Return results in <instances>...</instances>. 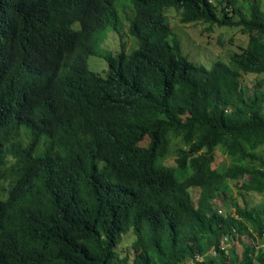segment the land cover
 <instances>
[{"label": "trees", "instance_id": "trees-1", "mask_svg": "<svg viewBox=\"0 0 264 264\" xmlns=\"http://www.w3.org/2000/svg\"><path fill=\"white\" fill-rule=\"evenodd\" d=\"M124 1L0 0V264H264V200L214 208L229 179L264 191L263 83L250 93L241 79L264 73V0H129L138 46L95 49L104 75L48 82L72 25L121 28ZM171 11L239 27L246 45L228 62H193L172 37ZM171 141L189 169L181 179L158 162ZM216 148L230 159L220 169ZM223 234L252 243L221 250Z\"/></svg>", "mask_w": 264, "mask_h": 264}, {"label": "rangeland", "instance_id": "rangeland-1", "mask_svg": "<svg viewBox=\"0 0 264 264\" xmlns=\"http://www.w3.org/2000/svg\"><path fill=\"white\" fill-rule=\"evenodd\" d=\"M264 4V2L262 3ZM262 7V6H261ZM263 8V7H262ZM169 24L173 29V32L178 36L179 42L181 44V47L185 49L186 52L190 53V58L188 55H186V52L183 51V54L187 56V58L193 62H202L205 64L206 67H209L212 63L213 57L216 55H220L223 59H227V53L231 52L233 50H237L238 46H244L246 44V37L245 35H242L240 32L241 30L239 27L232 29L227 28L224 30L223 28L217 27L213 28L210 32H208L206 29L203 28V26L200 23H182L180 22L179 15L175 12H171V15L168 16ZM109 29V28H108ZM115 41L117 47L119 46V37L116 33H114ZM99 36L101 38H104V34L100 33ZM114 36H110L109 39L113 40ZM127 38L126 35H122V40L124 41ZM129 38L134 39L135 38L131 35H129ZM127 46H131V40L126 44ZM95 48L98 50V46L96 45ZM109 50H115L116 47L111 44L108 46ZM99 51V50H98ZM95 60H98L97 56H90L87 60L88 66L90 69L96 70L95 65L98 63L95 62ZM242 81L247 83L248 90L250 93L254 92L256 89V84L258 81L263 83L262 86H260V89L264 92V73L262 74H256V73H248V74H242L241 76ZM148 139L146 138L141 143H147ZM264 146V145H263ZM262 147V146H261ZM260 147V148H261ZM264 150V147H262V150ZM214 158L211 162V167H217L220 169L221 167L225 166L229 162V157L223 153V151L220 148L214 149ZM175 158L176 154L175 151L170 150V153L165 157L164 164L169 165H175ZM241 184V180H238L237 184L235 185V181L229 179L228 185L230 187L229 194L226 193V195H220L218 197H215L214 199V208L218 212L224 213V212H231L234 209L233 202L226 206L225 204L227 201H230L228 197H231L233 201H236L240 205H255L257 203H260L264 200V191L263 192H256V191H245V189L239 187ZM193 202L197 205L198 197H200V189L199 187H193L190 189ZM228 209H227V208ZM248 236H242L241 239H237L236 237L231 242L232 248H235L237 253H240L242 251V243H252V239H249ZM134 239V234L129 231L126 234L123 235L121 238L118 250H120L121 254L123 255L124 252L127 250L128 252H132V249L130 247V243ZM258 242V244L261 246H264V239H260L257 237L255 240ZM254 242V241H253ZM255 243V242H254Z\"/></svg>", "mask_w": 264, "mask_h": 264}, {"label": "clouds", "instance_id": "clouds-1", "mask_svg": "<svg viewBox=\"0 0 264 264\" xmlns=\"http://www.w3.org/2000/svg\"><path fill=\"white\" fill-rule=\"evenodd\" d=\"M171 12H173V11H171ZM171 12H169L167 14V18H166L167 23H169L168 16L171 15ZM116 14H117V22H120V25H121V28H118V29L114 28L112 26V24H106L103 26V28H101L99 30H95L94 28L89 29L88 27L86 29H84V28L80 29V27H81L80 21H77L76 24L72 25V28L77 30L78 34H77L74 42L72 43V45L69 47V49L64 51L60 55V57H58L57 65L54 68L55 74L51 80H48V82L60 83V82H63L65 79H68V78L72 77L73 75H75L76 73H80L82 71L89 72V73H92L94 75H96L95 73H97L99 75L100 74L104 75L105 71L107 69V62L105 61V59L103 57H101V55H99L98 53H94V50L96 49L95 48L96 45L98 46V50H99V51L98 50L97 51L102 53L105 50H109L108 46L113 44V46H115L116 49L115 50H109L113 54H116L120 49H122L124 51V53L128 55L130 50H133L134 48H136L138 46V40L129 31L128 18L134 15V9H132L130 1L125 0L122 5H116ZM179 19H180V16H179ZM182 23H184V22H182ZM186 23H200L203 26V28L206 29L208 32H210L213 28H217V27L223 28L224 30H226L227 28L235 29V27H228L224 24H222V25L217 24V23L212 24L209 21H207V22L197 21V22H186ZM169 26H170V24H169ZM170 28L172 30V37H174L177 40L178 44L180 45L181 52L183 54V51H185V49H183L181 47L178 36L173 32V29L171 26H170ZM80 31H81V33H80ZM113 32L116 33L119 37L120 42H119L118 47L116 45L115 36H114ZM100 33H103L105 35L104 38H101L99 36ZM119 33H121V37L119 36ZM241 34L245 35L243 33H241ZM122 35L127 36V38L124 41L122 40ZM129 35L133 36L135 38V40L129 38ZM110 36H114V39L110 40L109 39ZM245 37H246V42H247L248 36L245 35ZM130 40H131V46H127V48H126V44H128V42ZM240 47H242V46H238L237 50H233L231 52L238 51L240 49ZM229 53L230 52L227 53V59L226 60L223 59L220 55H216L211 60L212 63L214 61H217V60L223 61V62H228L227 60H228V54ZM186 55H188L190 58H192L190 53L186 52ZM90 56H97V58H98V60H95L96 63L98 62L95 65L96 70L90 69V67L88 66L87 60ZM197 63H202V62H197ZM146 138L147 137H145L142 141H144ZM141 142L139 144L140 146H146L147 143L145 144L144 142L143 143H141ZM178 149H179V145L176 143V141L174 143L171 141L169 146H168L167 151H165L164 154H162V156L158 159V162L162 166L172 168L174 170L175 175L179 179H181V176L183 173H186L188 175L189 169H188V166H186V167L179 166L178 159H177V157H179ZM170 150L175 151V154H176V158H175L176 164L175 165H169V164L163 163L165 157L170 153ZM214 153H215V151H214ZM5 184H7V183H5ZM193 187H199V186H195V185L194 186H188L187 191H188L189 195H191L190 189ZM191 199H192V195H191ZM198 199H199V197H198ZM244 236H246V235H244ZM235 237L237 239L242 238V236L240 238H238L237 234H234V236H232L231 234H223L220 238V243H219L221 250H225V249L229 250L230 248H232V246H234V245H232L231 242L233 241V239ZM127 252L128 251L126 250L124 252V254ZM215 253H216V250L213 247L210 248L208 251V254H211V255H214ZM200 256L201 255H196L195 258L199 259Z\"/></svg>", "mask_w": 264, "mask_h": 264}]
</instances>
